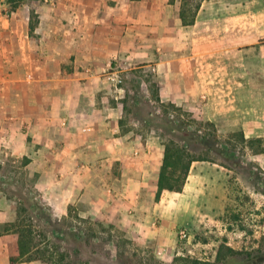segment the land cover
Here are the masks:
<instances>
[{"label": "crops", "instance_id": "obj_1", "mask_svg": "<svg viewBox=\"0 0 264 264\" xmlns=\"http://www.w3.org/2000/svg\"><path fill=\"white\" fill-rule=\"evenodd\" d=\"M35 12L37 38L29 6L1 17L0 157L32 158L26 166L59 219L74 206L92 220L127 209L136 216L156 199L165 142L158 132L124 128L130 91L114 75L155 68L160 102L234 135L264 134L253 129L264 126V109L252 107L251 77L240 80L253 73L246 55L235 39L202 43L203 5L192 25L170 0H58ZM14 203L0 192V264H40L11 259Z\"/></svg>", "mask_w": 264, "mask_h": 264}, {"label": "rangeland", "instance_id": "obj_2", "mask_svg": "<svg viewBox=\"0 0 264 264\" xmlns=\"http://www.w3.org/2000/svg\"><path fill=\"white\" fill-rule=\"evenodd\" d=\"M57 1L27 0L21 4L30 7L31 18L32 14L36 15L30 20L35 25L33 32H29L30 36L38 37L36 4H55ZM170 2L181 6V0ZM193 2H201L203 5V26L199 31L202 43L208 46L232 43L234 39L237 41L238 47L246 55L247 69L253 72L246 73L247 79L240 80L248 81L251 77L252 107L264 109V0ZM12 7L13 4L8 0H0V22H3L1 17L4 14L6 21L11 17V11L14 10ZM212 22L215 29L208 27ZM246 34L248 45H244ZM121 76L124 80L122 85L130 91L129 111L124 119L125 129L142 127L140 132L144 135L158 132L166 142L169 136L166 137L155 125L158 116L162 118L167 115L184 121L198 134H209L204 141L210 146L211 136L216 134L226 154L220 156L213 150L205 151L204 147L198 150L191 148L192 153L206 156L209 160H199L192 164L181 191L166 190L160 199H155L150 207L140 211L144 212L143 217L146 216L144 228L141 226L139 229L136 222L140 213L134 216L128 209L117 217L92 220L80 217L76 206L70 208V217L61 218L55 224V219L59 218L48 206L54 215V226L69 232V226L73 225L75 229L96 235L99 244L96 247L104 253L110 250L114 259L121 261L118 264H195L194 259L201 261L200 264H218L216 255L222 243L235 249L257 247V241L264 235V194L261 192L264 191V134L252 138V142L244 141L240 135L228 133L224 123L212 128L203 117H197L192 111L187 112L173 104L160 102L157 96V72L151 67L135 68L121 73ZM254 114L257 115V112L254 111ZM147 120L151 122L148 124ZM133 121H137V127ZM253 129L259 132L264 126H254ZM31 160L28 156L0 157V192L15 201L16 210L29 223L32 220L28 213L21 210L19 200L24 202L25 197L30 196L42 201L36 178L26 166ZM39 213L33 218V229L36 240L42 243L41 249L48 251L47 257L51 255L49 253L55 243L62 250H73L72 239L68 235L61 237L49 233L48 228L51 227L42 225L44 215ZM184 227L188 229L189 235L181 239L179 232ZM40 262L54 264L52 261Z\"/></svg>", "mask_w": 264, "mask_h": 264}, {"label": "trees", "instance_id": "obj_3", "mask_svg": "<svg viewBox=\"0 0 264 264\" xmlns=\"http://www.w3.org/2000/svg\"><path fill=\"white\" fill-rule=\"evenodd\" d=\"M13 4L15 10L21 4L27 2V0H8ZM201 2L194 3L193 0H181L180 17L184 25L194 24L197 14L201 8ZM33 16H36L32 14ZM31 18V20H32ZM35 25L30 22V32L34 30ZM137 95V91H136ZM134 95L133 97H136ZM135 100V98H134ZM168 112V111H166ZM160 118L158 116V122L156 127L164 132L167 137L165 142V152L163 158V164L161 167L158 190L156 193V199H160L162 193L165 190L169 191H181L182 187L187 180L191 166L195 161L209 160L208 157L203 155H196L191 152V148L198 150L200 147H204L205 151L213 150L217 154L225 155V150L220 146L219 138L216 134L211 136L212 145L204 141L209 136L207 133H196L192 131L187 123L182 120H175L170 117ZM151 120H147L149 124ZM207 124L212 128L215 125L211 121H207ZM242 140L253 141V139H247L244 135H240ZM214 143H217L214 144ZM227 159H230L226 155ZM264 194V191H261ZM24 200V199H23ZM21 210L28 213L32 222H28V219L22 217L21 212H18V216L15 222L11 223L9 228L18 234V244L11 252V259L13 261H52L54 264H118L119 259H114L111 251L107 250L102 252L96 246L99 245L98 237L96 235H90L88 232L82 229H75V226H69V232H63L62 228L54 226L53 214L49 207L42 201H37L35 198L26 196L24 202L20 199ZM42 212L43 224L48 228L49 233L53 235H60L65 237L68 235L73 242V250L61 249L58 243L54 244L51 254L47 257L46 252L41 249V244L36 240L34 233L33 218L35 215H39ZM60 222V219H55V224ZM39 225V224H38ZM62 233V234H61ZM258 246L251 249H235L230 245L222 243L219 246L216 255V262L218 264H264V235L257 241ZM57 254V255H56ZM195 264H200L201 261L193 260ZM211 264V263H209ZM214 264V263H213Z\"/></svg>", "mask_w": 264, "mask_h": 264}, {"label": "built area", "instance_id": "obj_4", "mask_svg": "<svg viewBox=\"0 0 264 264\" xmlns=\"http://www.w3.org/2000/svg\"><path fill=\"white\" fill-rule=\"evenodd\" d=\"M152 70H155V68H152ZM112 81H114L117 85L122 84L123 83V77L121 75H114L111 78ZM180 238L181 239H185L188 237V229L186 227L181 228L180 232H179Z\"/></svg>", "mask_w": 264, "mask_h": 264}]
</instances>
